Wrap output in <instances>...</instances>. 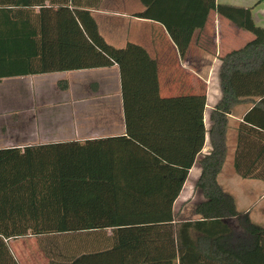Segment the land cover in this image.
I'll return each mask as SVG.
<instances>
[{"label": "trees", "instance_id": "trees-1", "mask_svg": "<svg viewBox=\"0 0 264 264\" xmlns=\"http://www.w3.org/2000/svg\"><path fill=\"white\" fill-rule=\"evenodd\" d=\"M100 1L0 0V78L116 64L126 125L119 136L0 149V264H21L7 241L29 235L46 264H264V226L219 182L239 105L248 109L235 126L233 166L264 180V27L252 7L141 0L137 16L162 23L181 57L212 11L254 34L218 58L221 98L207 132L206 96L163 97L147 49L117 48L99 31L91 10ZM207 133L199 217L177 220L175 200Z\"/></svg>", "mask_w": 264, "mask_h": 264}, {"label": "crops", "instance_id": "crops-1", "mask_svg": "<svg viewBox=\"0 0 264 264\" xmlns=\"http://www.w3.org/2000/svg\"><path fill=\"white\" fill-rule=\"evenodd\" d=\"M216 1L252 7L251 16L255 24L264 27V1ZM144 9L141 0H101L91 11L99 31L111 45L121 48L128 42H134L145 47L156 59L163 97L206 96L204 123L208 132L211 109L221 98L218 58L244 45L245 36L240 40L243 29L212 11L205 26L195 30L186 54L181 57L162 23L137 16ZM257 16L262 21L260 24L257 23ZM247 109L245 105H239L229 114V149L234 134L232 127ZM125 132L121 76L116 64L0 78V149L23 150L54 142L119 136ZM210 148L207 133L203 151L197 156L175 200L174 212L179 202L194 194L201 173L198 160ZM241 211H248L253 220L255 208L248 206ZM33 237L29 235L7 241L19 262L28 255V243ZM11 242L16 243L11 246Z\"/></svg>", "mask_w": 264, "mask_h": 264}, {"label": "rangeland", "instance_id": "rangeland-1", "mask_svg": "<svg viewBox=\"0 0 264 264\" xmlns=\"http://www.w3.org/2000/svg\"><path fill=\"white\" fill-rule=\"evenodd\" d=\"M260 17L257 16V23L260 24ZM245 36V44L249 40L254 38V34L243 30V36L240 40H243ZM242 44V45H243ZM241 46V45H240ZM235 124L232 127L234 134L232 142H230V149L228 151L227 160L224 164L223 170L219 176V182L228 193L232 194L236 199L238 208L243 210L248 206L255 208V215H253V222L258 225L264 226V180L245 179L239 176L233 166L234 158V146H235ZM234 140V142H233ZM192 186L190 192H192ZM197 192V193H196ZM192 195L187 196V199L177 204V220H194L199 216L194 212L195 205L203 200L202 192L196 188L193 190ZM196 216V217H195ZM195 217V218H194ZM33 240L28 243V255L21 258V264H43L47 261V257L37 238L33 237ZM16 242H11V246Z\"/></svg>", "mask_w": 264, "mask_h": 264}]
</instances>
